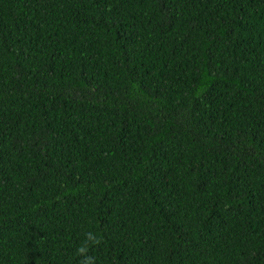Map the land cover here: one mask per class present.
<instances>
[{
    "label": "trees",
    "instance_id": "obj_1",
    "mask_svg": "<svg viewBox=\"0 0 264 264\" xmlns=\"http://www.w3.org/2000/svg\"><path fill=\"white\" fill-rule=\"evenodd\" d=\"M264 264V0H0V264Z\"/></svg>",
    "mask_w": 264,
    "mask_h": 264
},
{
    "label": "clouds",
    "instance_id": "obj_2",
    "mask_svg": "<svg viewBox=\"0 0 264 264\" xmlns=\"http://www.w3.org/2000/svg\"><path fill=\"white\" fill-rule=\"evenodd\" d=\"M101 242V239L94 232L85 233V240L77 248V255L83 257L80 264H96L95 257L89 254L90 245H99Z\"/></svg>",
    "mask_w": 264,
    "mask_h": 264
}]
</instances>
